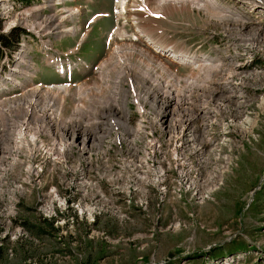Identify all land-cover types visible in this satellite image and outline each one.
Returning <instances> with one entry per match:
<instances>
[{"label": "rangeland", "instance_id": "obj_1", "mask_svg": "<svg viewBox=\"0 0 264 264\" xmlns=\"http://www.w3.org/2000/svg\"><path fill=\"white\" fill-rule=\"evenodd\" d=\"M167 1L141 0L144 6L128 0V8L124 7L122 13L120 8L119 14L124 15L133 5L137 15L117 14L122 16L121 21L107 45L106 32L112 28L114 16L110 13L105 18L107 24L103 23L105 21L93 24L92 33L77 48L78 53L91 66L104 68L107 79L117 78L115 76L123 70L131 71L132 77H136L134 73L141 70L139 66H146L152 58L145 51L142 38L137 41V36L131 38L135 31L130 17L132 21L140 19L141 32L156 34L167 42L184 46L186 26L220 32L229 38L235 56H229L225 64L217 66L208 79L213 80L214 76V79L223 80L228 73L235 77L243 74L244 78L233 79L244 92L223 99L218 92L207 88V79L197 85L182 82L181 88L189 89L187 94L192 96L185 100L188 107L191 105L187 114H193L197 105L193 107L190 99L203 96L202 100L215 108L211 112L220 114L215 120L211 119L210 124L218 121V130L227 125L231 144L213 154L211 146L216 143L209 146L206 142L205 149L211 152L199 157L184 148L189 135L186 130L183 136L175 138L171 137V132L164 131L166 138L163 140L151 138L152 128L129 136L105 124L97 132H79L73 130L72 125L66 126L61 142L70 148L60 146L57 154L43 148L28 153L23 146L12 145L0 161V264H264V28L215 16V7L208 8L203 0H183L181 4ZM259 4L264 6V0H259ZM112 5L113 0L91 4L105 10ZM87 10L90 12L81 11L82 18L63 21L64 28L73 27L76 32L72 37H62L59 43L51 40L55 48L67 51L76 44L86 29V20L97 12L90 7ZM45 13L52 15L51 11ZM155 14L159 15L156 21L150 20L148 15ZM5 19L8 21L2 31L7 33L13 28L15 18L7 15ZM213 19L215 26L211 24ZM188 38L187 45L191 46L195 39ZM116 47L119 50L111 52ZM232 57L236 64H241L243 73H239L238 68L235 70V66L228 67ZM37 64L43 83L59 81L50 68L38 60ZM142 72L147 73L144 69ZM85 77L90 79L87 80L88 88L99 87V80L105 79L104 74L95 78L92 72L75 81L82 82ZM141 82L137 83L139 87L144 85ZM110 96L111 92H107L98 97L104 105L101 111L98 109L93 114L119 113L113 102L109 103ZM21 101L14 102L19 109L13 114L26 113ZM14 104H4L6 109L0 110V114L11 113ZM54 105L50 97L41 106L30 104V112L26 114H53ZM149 105L161 108V104ZM67 106H71V102ZM67 106L64 114L70 112ZM165 106L166 103L163 109ZM171 110L168 108L163 114H171ZM198 120H194V127L202 132V119ZM39 122L46 133L54 130L42 116L38 117ZM207 135L215 138L212 133ZM204 136L201 141L195 139L193 142L195 151L197 147L200 148L198 152L201 151ZM167 141L171 144L165 146ZM52 161L61 172L70 170V177L64 174L54 177V171L49 168ZM94 177L107 184L109 195L99 192L92 182ZM212 180L217 183L212 184ZM137 182L147 185L141 184L142 190L135 192L131 185ZM210 183L204 191L205 184ZM186 199L194 203L177 202ZM21 201L24 202L21 204Z\"/></svg>", "mask_w": 264, "mask_h": 264}, {"label": "bare ground", "instance_id": "obj_2", "mask_svg": "<svg viewBox=\"0 0 264 264\" xmlns=\"http://www.w3.org/2000/svg\"><path fill=\"white\" fill-rule=\"evenodd\" d=\"M120 1H119V3H120L119 9L121 8V13H122V11L124 10V7H128V6H127V0H120ZM169 1H173L176 4H181V2L183 0H168L167 2H169ZM185 1L190 2V0H185ZM1 2H2V0H0V3ZM203 2L204 3L207 2V4L209 3L210 4L209 6L216 7V2L214 3L212 0H208V1L203 0ZM118 13H120V12H118ZM5 14H6V11H5ZM223 17L225 18L228 16H223ZM254 18L255 17H253L252 19L250 18V20H253ZM247 25H249V24H247ZM8 26H9V24H8ZM240 30H242V29H240ZM137 37L135 38V40L138 39ZM154 58H155V61L158 62V59L156 57H154ZM231 61H232V63L229 66H228V64L224 65L225 63L223 65L228 66L229 68H231V66L232 67L235 66V70L238 68V72L243 73V72H241V64L235 63V61H236L235 57H232ZM216 67L217 66H215V68ZM220 70H222V69H220ZM219 72L221 73V71H219ZM136 73H134L136 78L137 77L140 78L138 82L142 81L141 83H143L144 85H141V87L145 88V89L140 90V92H138V94H136V97L134 94V99L132 100V103L134 104L136 114H117V112L113 113V114H107V113L106 114H102V113L101 114H99V113L98 114H92L93 111L95 110L94 107H91L90 109H88L86 111L88 114H81V113L59 114V113H55V111H53V114H36V115L35 114H26L27 112L28 113L30 112V104H32V103H30L26 106V109H25L26 113L22 114V117H21L20 111H19V114H13L15 111H17V109H19V106L18 105L16 106L14 104V102H16L18 100L12 99V100L6 101V103L10 102V103H13L14 105L11 106V109L9 111V112H11V111L12 112L11 113L8 112L12 116L11 117L8 116L9 120L6 123V125L4 126V123L0 122V146H1L0 149L3 147L2 148L3 150L2 151L0 150V152H1L0 153V161L4 158V154H5L6 149H9L12 145L14 147H18V148H19V146H23V148H24L23 150H26L28 153H30L31 151L40 150L43 148V149H51L55 152V154H57V153H60V150H59L60 146H64V148H66V149L70 148L67 146V144H63L61 142V138H63V136H64L63 135V129L68 125H72L73 130L76 129L79 132H83L84 130L97 132V130H99L101 127H103L105 124H107L112 130L118 131L120 133H121V131H123L124 132L123 134H127V135L129 133V136L133 135V134L134 135L139 134L141 132L150 131V129L152 128L153 132L151 134V138L156 137V138H161L163 140L166 138L164 131L165 132H171V137L175 138V137L183 136V133L186 130L189 132L188 133L189 135H187L188 139H185L184 148H189L188 151H193L192 155L193 154L195 156L198 155L199 157L201 154H202V157L203 156L205 157V155H206L205 153L208 152V154H209V152H211V151H209L210 149L208 151L205 149L206 142H208L209 146L211 145L212 142L216 143L215 145L211 146V148L213 147V151H214L213 154L219 153L220 148H222L225 145L226 146L229 145V143H230V132H229V130L227 131V128H226L227 125H225L223 129L218 130L217 129L218 128L217 127L218 121H214L213 124H210V120L211 119L215 120V118L217 116H219L220 114H215V113L211 112V111H214L215 108L212 107L209 102H206L207 100H205V101L202 100L203 96H201V97L199 96L201 98V100H200V98L190 99L192 101L191 103H192L193 107L196 104L197 105L195 107V112L193 114H191V113L187 114L188 110L191 109V107H190L191 105L188 107L186 104V101L190 98L191 93L187 94L188 93L187 91L189 89L187 90V88H185L187 90L186 91V90L181 88L183 81H175L174 79H169L168 82H166L165 84H160L159 82L154 83V81L151 78H149V75L147 73H143V72L141 73V70L137 74ZM228 74H230V75H228ZM228 74H227V76H225V78L223 80L217 79V78L214 79V76H212L213 80H211V79H208V76H207V80H208V84H209V85L207 84V88L210 91H215L216 93L218 92L219 95H221V97H223V99H225V96L227 98H229L231 96H236L235 94H239V93L244 92L243 87L240 84H238V82L236 83L235 79H239L242 77L244 78L245 75L240 74V77H235V74L234 75H232L231 73H228ZM124 75L132 77L131 71H127V70L126 71H124V70L120 71L116 76H118V78H119L120 76L124 77ZM233 77H235V79H233ZM118 78H116V80H115V87H117V90L115 91L114 95L119 99L123 92H122L121 85L118 83ZM219 78H220V76H219ZM151 83L152 84L154 83L153 87H151V85H152ZM147 84H148V87L146 86ZM242 84H243V82H242ZM246 86H247V84H246ZM197 89H199V88H197ZM34 92L38 93L37 90H34ZM45 92L46 93L57 92V94H61L63 92V88L47 87L45 89ZM80 92H81V89L78 90L77 93L80 94ZM209 93H211V92H209ZM198 94H199V91H198ZM81 95L84 96V94H81ZM204 96H206V95H204ZM22 100H24V99H22ZM52 101L55 102L54 98H52ZM213 101L214 100H212V103H213ZM110 102L111 101H109V103ZM148 102L154 104L155 106H157L158 104H161V108L151 107ZM6 103H3V102L0 103V110L6 109V106L4 105ZM165 103H166V106L163 109V106L165 105ZM240 104L244 105L245 103H240ZM48 105L50 106V108H52L51 107L52 105H50V104H48ZM102 105H104V104H102ZM105 107L106 106H104V108ZM23 108H25V106ZM168 108H172V110H171L172 113L171 114H163V111H167ZM160 109L162 110V113H161ZM101 110L102 109H100V111ZM176 111H178V114H176ZM159 112H160V114H159ZM48 113H50V110H48ZM155 113H157V114H155ZM167 115H171V116L167 117ZM41 116H42V118L45 119V122L48 121L51 124V128H53L54 130L48 131L47 133L45 132L46 129L41 126L40 122L38 124V117H41ZM196 118L199 120L202 119V132H197L196 131L197 128L194 127V125H196V124H194V120ZM188 125L190 128L188 127V129H186ZM204 132L205 133L206 132L212 133L215 138L209 137L208 136L209 134L207 135V133L204 136ZM26 133H29V134L33 133V134L28 136ZM203 136H204V142H203L204 146L203 147L201 146L202 147L201 151L198 152V150H200V148L198 149V147H197L198 145H197L196 146L197 149L195 151V146H194L193 142L195 141V139H197V140L199 139L201 141L203 139ZM235 141H237V140H235ZM196 143H197V141H196ZM170 144L171 143H169L167 141L165 146H168ZM31 145L35 146V147H32ZM203 148H204V150H203ZM18 150H20V149H18ZM72 151H74V150H72ZM67 154L70 155V151H68ZM206 160L209 161V159H206ZM189 162H191V160ZM214 163H217V162H214ZM49 168L51 171H54V177L55 176H62L64 174L65 177L68 178L71 175V171L67 170V169H65L61 172L60 169L58 168V165L53 161H52L51 165L49 166ZM96 178H98V177H94V179H92V182L96 183V185L98 186L99 192L102 195H109L108 188H105V185H107V184L105 182H100L99 178H98V180H96ZM90 182H91V179H90ZM211 183L215 184L217 182L212 180ZM211 183L205 184L204 191H206V187L208 188V186L211 185ZM141 184H143V186L147 185V183L137 182V183H133L131 185V188L134 189L135 192H138L137 189L142 190V189H140L143 187ZM41 185H42V183H41ZM36 187H35V189H37ZM85 190H87V189L85 188ZM87 191H89V190H87ZM207 192H210V189L207 190ZM42 217H43V215H42Z\"/></svg>", "mask_w": 264, "mask_h": 264}, {"label": "trees", "instance_id": "obj_3", "mask_svg": "<svg viewBox=\"0 0 264 264\" xmlns=\"http://www.w3.org/2000/svg\"><path fill=\"white\" fill-rule=\"evenodd\" d=\"M2 42L6 43L7 42V39H2Z\"/></svg>", "mask_w": 264, "mask_h": 264}, {"label": "built area", "instance_id": "obj_4", "mask_svg": "<svg viewBox=\"0 0 264 264\" xmlns=\"http://www.w3.org/2000/svg\"><path fill=\"white\" fill-rule=\"evenodd\" d=\"M238 134H239V130H238ZM169 175H170V173H169ZM35 185V184H34ZM24 201H21V204L23 203ZM41 217H42V215H41Z\"/></svg>", "mask_w": 264, "mask_h": 264}]
</instances>
